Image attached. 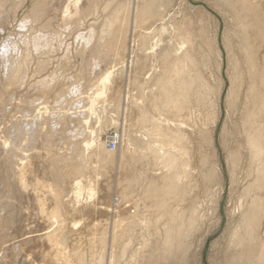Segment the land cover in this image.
<instances>
[{
	"label": "rangeland",
	"instance_id": "rangeland-1",
	"mask_svg": "<svg viewBox=\"0 0 264 264\" xmlns=\"http://www.w3.org/2000/svg\"><path fill=\"white\" fill-rule=\"evenodd\" d=\"M90 1L79 0V5L81 7ZM74 2L75 0H2L1 3L0 56L4 41L7 38L14 41L17 45L15 52L17 54H11L10 58L15 59L16 63L18 61L19 70L13 81L15 83L12 82L16 86L11 84L12 86L7 87L12 89L11 93L10 90L0 87V95L4 96L2 99L4 106L0 107V121L2 120L0 136L9 131V133L12 132L13 138L17 132L21 141L23 137H26L22 141V147L25 148V140L34 135L37 138L36 141L31 142L30 147H26L27 150L22 153L26 151L24 154L29 156L32 168H35L33 169L36 171L35 174L41 177L46 176L49 184L52 183V188L61 193V208H69L71 205L81 214L77 215L76 228L69 229L73 222L64 215L63 209L55 216L56 219L51 215L54 207L52 202L45 199L46 191H43L40 196L41 188L37 191V195L42 204L45 203L44 206L42 205L43 212L46 209L48 211L41 215L43 214L39 213L41 203L34 202L32 190L26 188L27 191L24 190L22 193V189H19L13 178L9 176L11 169H18L22 155L13 153L6 155L7 153L1 150L0 169H3L4 174L0 173V176H5L8 183L6 182L7 186L4 188H0V264H80L79 262L82 264H243L245 260L237 263L241 249L238 242L245 237L246 223L242 219V214L254 195L250 186L255 178L246 141V126L255 107L256 94L251 89L254 80L248 78L249 63L243 48V36L239 34L232 13L220 0H127L123 3L120 13L122 15L126 7L128 8L129 20L126 23L124 47L118 53L113 52L109 58L110 62L100 65L101 67H95L93 60H90L89 63L95 68L93 69L95 75L92 73L91 80H88L85 75L88 68L82 60L80 62L77 53L83 47V41L80 38L88 34L92 27L101 26V23L111 15L108 9L102 13H93L84 23H76L71 16L74 12ZM142 2H145V5L149 3L147 5L153 14L151 17H141L139 8ZM16 4L19 6L16 7ZM105 4L106 0L101 3V6ZM39 5L45 6L48 11L41 19H35L33 12ZM259 6L263 5L259 3ZM22 22H26L24 29H20ZM30 32L33 36L29 34ZM42 35L54 47L47 55L37 53L33 46L35 38ZM39 43L42 44V48L45 47L43 41ZM170 50L174 53L173 58H161L163 53ZM74 51H77L76 55ZM113 59H115L114 63ZM175 61L180 62L178 65L181 77L191 83V89L187 93V109L181 115L167 114L161 110L160 93L157 90L161 77L167 68H174ZM20 62L23 63L22 67ZM105 65L110 69L114 65L113 70ZM96 71L102 75L104 71L111 74L110 82L106 84L104 91L100 88L99 82L94 84L100 78ZM1 72L2 67H0ZM19 72H21L20 75ZM49 79L55 83L48 92L38 88L41 83ZM85 81H89L90 85ZM69 82L74 85L72 86ZM65 87L69 90L68 92ZM87 87L93 88V91L91 90L90 93ZM96 89H100L98 91L102 93L96 92ZM57 91L66 98L60 95L61 100L58 99L59 97L54 95ZM4 92L11 96L5 95ZM41 93L43 95L45 93L46 97L41 96ZM83 97L87 98L82 99ZM90 97L94 98L90 100ZM43 101L47 102L44 103L45 106L42 105ZM87 106H90L93 112L90 111V107L88 111ZM45 109L48 110L44 113ZM78 110L80 114L76 112ZM84 110L85 113H82ZM29 112L33 115L28 114ZM53 113L58 114L53 115ZM154 118L160 124L159 127L167 130L168 134L165 131L162 133L152 129V125H156ZM43 123L45 126H41ZM79 123L83 124L79 125ZM63 130L66 131L63 132ZM20 131L21 133H18ZM78 134L81 135L78 137ZM175 134L182 137L186 153L185 155L175 154L178 170L179 172L182 170L177 181L180 190L178 189L175 195L171 196L165 208L167 212L164 214L162 209L150 207L151 199L146 191L151 176L160 177L167 171L162 156L170 150L162 143L169 137L176 136ZM50 136L51 139L54 138L51 146L57 139L52 148L56 147L58 151L50 147L48 150L43 149V141ZM57 136L60 137L57 138ZM83 140L89 143L85 145ZM89 140H92L93 144ZM75 146H78L76 150ZM97 146H101L106 152L112 151L111 154L115 159L111 155H105L107 157L105 159L110 158L97 168L94 161ZM32 147L34 152L31 150ZM45 151H48L46 155ZM154 151L158 155L152 157L150 152ZM79 155L82 156L81 159ZM39 163L40 167H38ZM85 163L88 165L85 166ZM9 167L10 170L6 169ZM80 167L90 172L82 170L84 173H76L73 170ZM92 169L95 171L92 172ZM82 175L85 180L81 178ZM88 175L89 179L95 180L94 190L97 184L100 186L105 182L103 186L108 190L105 199L98 198L95 193L94 196L88 197L84 192L75 202L77 204L72 205L74 195L67 190L70 189L74 180L79 182L81 179V183L87 185L88 181H92L91 179L87 181ZM27 176L28 179L29 175ZM85 181H87L86 184ZM104 188L102 189L105 190ZM12 201L19 205L17 215H15L16 209ZM130 215L134 216L133 219L129 218ZM262 219L264 220V212ZM263 220L262 226L258 228L259 238L264 237ZM95 223L102 231L100 236L95 234L97 230ZM93 225L95 227H92ZM167 230H169L168 233L171 231L170 237L166 233ZM75 232H78L77 235ZM51 233L52 235L54 233V242H56L50 249L55 250V247L61 244L59 246L61 254L57 259L54 257L44 260L39 256L43 250L41 248H44L39 237ZM116 234L118 237L114 240L113 236ZM14 248L16 251L21 250L18 253L19 258L11 257ZM77 251L82 254L80 259L76 257Z\"/></svg>",
	"mask_w": 264,
	"mask_h": 264
},
{
	"label": "bare ground",
	"instance_id": "bare-ground-1",
	"mask_svg": "<svg viewBox=\"0 0 264 264\" xmlns=\"http://www.w3.org/2000/svg\"><path fill=\"white\" fill-rule=\"evenodd\" d=\"M104 0H91L89 3H86L84 4L83 6L80 7L79 5V0H75L74 2V12L72 13V18L74 20V22L76 23H84L86 21V19L93 15V13H97V12H104L106 10H110V17H107L102 23H101V26H99L98 28L96 27H92L91 30L88 32V34H86L85 36H82L80 38V40L83 41V47L82 45L80 44V46L82 47V50L80 49L79 52L77 51H74L75 55H76V52L78 53V57L80 59V62L82 60V62L87 66V71L85 73L87 79L89 80L90 79V75L93 73V69H95L91 63H89L90 60H93V65L95 67H101L100 65L104 64V63H108L110 62L109 58L113 55V52H116L117 53L123 49L124 47V43H125V35H126V23L127 21L129 20V17H128V8L126 7L125 11H123L122 15H120L121 13V8H122V5L123 3H126L127 0H106V4L105 5H102L101 6V3L103 2ZM222 1V3L224 4V6L226 8H228L230 10V12L232 13L233 17H234V20L236 21V25L238 27V30H239V34L243 36V41H244V50H245V53H246V56H247V61H248V66H247V71H248V78H251L254 80V84L252 86V90L255 92L256 94V100H255V107H254V110L252 112V115H250L249 117V120H248V124L246 126V141H247V146H248V149H249V154L251 156V163H252V170L255 171V178H254V182L252 183V185L250 186L251 188V191L254 192V195L253 197L251 198L250 200V203L249 205L247 206L246 210L243 212L242 214V219L243 221L246 223V229H245V237H243L241 240H239L238 244L239 246L241 247L240 249V254H239V258L237 259V263H240L242 260H245L243 264H264V237L262 236L261 238H259L258 236V232H259V227H261L262 225V217H263V212H264V179H263V174H264V0H220ZM47 2V1H46ZM55 2V1H54ZM2 3V0H0V8L2 7L1 4ZM143 4L141 5V8H139L140 10V13H141V17L143 18H146V17H151L153 14H152V11L150 10L149 8V3H147L146 5L144 4L145 2H142ZM259 3L262 4L263 6H259ZM35 5V4H34ZM126 5V4H125ZM19 5L16 4V7H18ZM36 6V5H35ZM140 7V6H139ZM138 10V11H139ZM48 11L47 8H45V6H41L39 5L38 7H36V9L34 10V18L35 19H41L45 13ZM12 12V11H11ZM1 14V12H0ZM10 14V13H9ZM64 15V14H63ZM139 16V15H138ZM46 18V17H45ZM25 21V20H24ZM42 21V20H41ZM40 22V21H39ZM35 23V22H34ZM38 23V22H37ZM26 22H22L21 23V26H20V29H24L26 26ZM32 25V24H31ZM30 25V26H31ZM81 25V24H80ZM95 26V25H94ZM16 27V26H15ZM33 29V28H32ZM80 30V27L78 28ZM77 29V30H78ZM28 30V29H27ZM42 30V29H41ZM69 30V29H68ZM82 30V29H81ZM33 31V30H32ZM70 31V30H69ZM19 33V32H18ZM42 33V32H41ZM24 34V33H22ZM31 34V32L29 33ZM36 34V33H35ZM69 34V33H68ZM33 36V34H31ZM62 35V34H61ZM16 36V35H15ZM81 36V35H80ZM78 36V38L80 37ZM20 37V36H19ZM29 37V36H28ZM77 37V36H76ZM7 38V37H6ZM21 38V37H20ZM13 39V38H12ZM36 41L35 43L33 44L34 48H35V51L39 54H49L52 49L54 48L53 45L51 43L48 42V40L46 39L45 36H39L37 38H35ZM68 39V38H67ZM76 39V38H75ZM19 40V39H18ZM21 40V39H20ZM26 40V39H25ZM22 41H24L22 39ZM30 41V40H29ZM43 41L45 43V47L42 48L41 47V42ZM31 42V41H30ZM25 43V42H24ZM2 44V43H1ZM19 44V43H18ZM144 44V43H143ZM184 45V44H183ZM79 46V44H78ZM145 46V45H144ZM63 47V46H62ZM27 48V47H26ZM73 48V47H72ZM116 48V49H115ZM143 48V47H142ZM22 49V48H21ZM27 50V49H26ZM77 50V48H76ZM79 50V48H78ZM101 50V51H100ZM112 50V51H111ZM145 50V49H144ZM1 51V49H0ZM17 51V45L14 41L10 40L7 38L6 41H4V43L2 44V54L0 56V67H2V72L0 73V87L3 89H6V90H10V89H7L8 85H11L15 82H13L17 76V73H18V61L17 63L12 59L10 58L11 54L15 53ZM22 51V50H21ZM111 51V52H110ZM32 52V51H31ZM147 52V51H146ZM24 53V52H23ZM29 53V52H28ZM116 53V54H117ZM121 53V52H120ZM119 53V54H120ZM179 53V52H178ZM17 53H15L16 55ZM68 54V52H67ZM71 54V53H70ZM118 54V55H119ZM146 54V53H145ZM173 51L170 50V51H166L165 53L162 54V57L163 59H167L169 57H172L173 58ZM21 55H24V54H21ZM26 55V53H25ZM38 55V54H37ZM33 56V54H32ZM41 56V55H40ZM39 56V57H40ZM71 56V55H70ZM24 57V56H23ZM27 57V56H26ZM115 57V56H113ZM117 57V56H116ZM21 58V57H20ZM37 58V56H36ZM47 58V57H46ZM176 58V57H175ZM18 59V58H16ZM44 59V58H42ZM179 59V58H178ZM29 60V59H28ZM98 60V61H96ZM114 60L113 59V63H114ZM172 60V59H171ZM26 61V60H25ZM24 62V61H23ZM49 62V61H48ZM79 62V61H78ZM178 62L179 61H175V65H174V68L173 67H169L166 69L165 73L163 74V76L161 77L160 81L158 82V91L160 93H158V95L160 96L159 99L161 100V104H160V107H161V110L165 111V113H172V115H181L183 112H185V110L187 109V93L190 91L191 89V83L189 81H186L185 79H183L180 75V67L178 65ZM24 63H27V62H24ZM21 64V62H20ZM19 64V65H20ZM23 64V63H22ZM21 64V67L23 66ZM30 64V63H29ZM38 64V62H37ZM52 64V63H51ZM82 64V63H81ZM111 64V63H110ZM180 64V62H179ZM190 64V63H189ZM27 65V64H26ZM44 65V64H42ZM36 66V65H35ZM81 66H84V65H81ZM114 65H112V68H113ZM20 67V66H19ZM20 67V69H21ZM27 67V66H26ZM46 67V66H45ZM105 67H109L107 65H105ZM36 68V67H35ZM43 68V67H41ZM111 68V69H112ZM23 69V68H22ZM27 69V68H26ZM97 69V68H96ZM104 69V68H103ZM102 69V71H103ZM110 69V67H109ZM108 69V70H109ZM110 69V70H111ZM36 70V69H35ZM44 70V69H43ZM42 70V72H43ZM80 70V69H79ZM107 70V71H108ZM113 70V69H112ZM21 71V70H20ZM105 72L102 74H99L98 72L99 71H96L100 78L97 79L95 83L94 81L96 79H94V81L92 83L96 84L97 82H99L101 84V89H103L102 91H104V88L106 86V84L108 82H110V73L109 72ZM23 72V71H22ZM79 72V71H78ZM82 72V71H81ZM84 72V70H83ZM95 72V71H94ZM112 73V71H110ZM21 72H19V75H20ZM35 73V72H34ZM80 73V72H79ZM24 74V73H23ZM55 74V73H54ZM81 74V73H80ZM95 75V73H93ZM92 74V75H93ZM113 74V73H112ZM38 75V74H37ZM48 75V74H47ZM57 75V74H56ZM55 75V76H56ZM82 75V74H81ZM49 76V75H48ZM47 76V77H48ZM83 76V75H82ZM98 76V75H97ZM52 77V76H51ZM68 77V76H67ZM73 77V76H72ZM92 77V76H91ZM21 78V77H20ZM49 78V77H48ZM77 78V77H76ZM83 78V77H82ZM80 78V79H82ZM93 78H95V76H93ZM59 79V78H57ZM67 79V78H66ZM85 79V78H83ZM86 80V79H85ZM91 80V79H90ZM54 81V80H53ZM67 81V80H66ZM70 81V80H69ZM81 81V80H79ZM87 81V80H86ZM85 81V82H86ZM13 82V83H12ZM20 82V81H19ZM36 82V81H35ZM83 82V81H82ZM84 82V83H85ZM89 82V81H88ZM86 82V83H88ZM55 83V82H54ZM52 82V80H48V81H44L43 83H41V86H39L38 88H41L42 90H44L45 92H48L50 87L52 86V84H54ZM57 83V81H56ZM68 83V82H67ZM91 83V82H90ZM19 84V83H18ZM38 84V83H37ZM69 84H71V82H69ZM68 84V85H69ZM89 84V83H88ZM112 84V83H111ZM56 85V84H55ZM59 85V84H58ZM64 85V84H63ZM67 84H65L66 86ZM72 86L74 85L73 83L71 84ZM70 85V86H71ZM86 85V84H85ZM90 85V84H89ZM12 86V85H11ZM10 86V87H11ZM13 86H16V84H13ZM62 86V85H60ZM93 86V84H92ZM95 86V85H94ZM18 87V86H17ZM26 87V86H25ZM36 87V86H35ZM34 87V88H35ZM64 87V86H63ZM81 87V86H80ZM96 87V86H95ZM94 87V88H95ZM98 87V86H97ZM12 88V87H11ZM33 88V89H34ZM37 88V87H36ZM61 88V87H60ZM66 88V87H65ZM78 88V87H77ZM90 88V90H89ZM113 88V87H111ZM1 89V90H2ZM56 89V88H55ZM81 89V88H80ZM84 90H86V88H83ZM88 91H90L91 93V87H87ZM155 89V88H154ZM12 90V89H11ZM11 90H10V93H11ZM14 90H16L14 88ZM20 90V89H19ZM32 90V89H30ZM83 90V91H84ZM100 90V89H98ZM96 89V92H99V93H102L100 91H98ZM106 90H108L106 88ZM3 91V90H2ZM34 91V90H33ZM66 91L68 92L69 90H67L66 88ZM87 91V90H86ZM85 91V92H86ZM93 91V90H92ZM156 91V92H158ZM9 93V91H7ZM22 92V91H21ZM27 92H28V89H27ZM60 92H62L60 90ZM59 91L57 92H54V95H56V97H59L62 93L64 94V92L60 93ZM95 92V90H94ZM5 93V92H4ZM43 93V92H42ZM41 93V94H42ZM71 93V92H70ZM89 93V92H88ZM98 93V94H99ZM151 93V92H150ZM21 94V93H20ZM27 94V93H26ZM33 94V93H32ZM40 94V93H39ZM48 94V93H47ZM77 94V92H76ZM84 95V93H82ZM81 94V95H82ZM95 94V93H94ZM93 94V95H94ZM4 95V94H3ZM5 95L9 96L8 94L5 93ZM37 95V93H36ZM67 97H68V94H66ZM70 95V94H69ZM105 95V94H103ZM11 96V95H10ZM31 96V95H30ZM33 96V95H32ZM41 96H45V93L44 95L42 94ZM39 96V97H41ZM62 96V95H61ZM78 96V95H77ZM92 96V95H91ZM6 97V96H5ZM46 97V96H45ZM54 97V96H53ZM64 98H66V96H62ZM61 97V98H62ZM76 97V96H75ZM95 97V96H94ZM94 97H90V100L91 98H94ZM96 97H97V94H96ZM95 97V98H96ZM154 97V96H153ZM152 97V98H153ZM4 98V96L2 97V94L0 95V107L1 106H4V101H2V99ZM13 98V97H12ZM22 98V96H21ZM20 98V100H22ZM26 96L24 97V100H25ZM48 98V96H47ZM87 98V97H85ZM84 97L82 99H85ZM31 99V98H30ZM29 99V100H30ZM36 99V98H35ZM42 99V98H41ZM57 98H55V101ZM60 99V97L58 98ZM81 99V100H82ZM89 99V98H88ZM97 99V98H96ZM156 99V98H155ZM10 100V98H9ZM38 100V99H37ZM52 100V99H51ZM51 100L49 102V104L51 103ZM61 100V99H60ZM65 100V99H64ZM80 100V99H78ZM100 100H101V97H100ZM8 101V99H7ZM13 101V100H12ZM23 101V100H22ZM27 101V100H26ZM33 103L34 101L31 100ZM66 101V100H65ZM156 101V100H155ZM159 101V100H158ZM24 102V101H23ZM22 102V103H23ZM40 102V101H39ZM53 102V101H52ZM76 102V101H75ZM114 102V101H113ZM21 103V104H22ZM44 103H47V102H44L43 101V104ZM59 103V101H58ZM80 103V101L78 102ZM82 103V102H81ZM84 103V102H83ZM90 103V102H89ZM92 103V102H91ZM90 103V104H91ZM158 103V102H157ZM8 104V103H7ZM13 104V103H12ZM20 104V105H21ZM53 104V103H52ZM61 105V103H59ZM58 104V105H59ZM68 104V103H66ZM75 105L77 103H74ZM94 104V102H93ZM19 105V104H18ZM25 105V104H24ZM28 105V104H27ZM35 105V104H34ZM57 105V104H56ZM71 106V104H69ZM68 105V106H69ZM159 105V103H158ZM17 106V104H16ZM45 106V105H44ZM48 106V105H47ZM52 107V105H50ZM54 106V105H53ZM80 106V105H79ZM9 107V106H7ZM14 106L12 105V108ZM28 107V106H27ZM37 107H39L37 105ZM41 107V106H40ZM59 107V106H58ZM88 107L90 106H87V110L89 109ZM19 108V106H18ZM55 108L56 106L54 107V111H55ZM80 108V107H79ZM86 108V107H85ZM4 109V107L2 108ZM22 109V108H21ZM31 109V108H30ZM49 109V108H48ZM47 109V110H48ZM62 109V108H61ZM91 109V107H90ZM89 109V110H90ZM155 109V108H154ZM160 109V108H159ZM26 110V109H25ZM33 110H35V108H33ZM39 110V109H38ZM46 109L44 110V113L47 111ZM50 110V109H49ZM86 110V109H85ZM85 110L84 112L82 113H85ZM88 110V111H89ZM93 109H91L90 111H92ZM5 111V110H4ZM28 111V109H27ZM31 111V110H29ZM43 111V110H41ZM52 111V110H51ZM81 111V109H80ZM79 110L76 111V112H79V114L81 113ZM115 111V110H114ZM21 112V111H20ZM20 112L18 114H20ZM31 112H35V111H31ZM40 112V111H39ZM49 113H51L50 111H48ZM75 112V113H76ZM93 112V111H92ZM152 112V111H151ZM156 112V111H155ZM157 113V112H156ZM164 113V112H163ZM162 113V115H163ZM28 114H32V113H28ZM39 114V113H38ZM43 114V113H42ZM55 114H58V113H55ZM53 113V115H55ZM152 114V113H151ZM5 115V114H4ZM33 115V114H32ZM35 115V114H34ZM41 115V114H40ZM61 115V114H60ZM78 115V114H76ZM91 115V114H90ZM150 115V114H149ZM162 115H160L162 117ZM19 116V115H18ZM22 116V115H21ZM30 116V115H29ZM62 116V115H61ZM73 116V115H72ZM152 116V115H151ZM158 116V115H157ZM159 116V117H160ZM12 117V116H11ZM20 117V116H19ZM25 117V116H24ZM27 117V116H26ZM150 117V116H149ZM161 117L159 119H161ZM4 118V117H3ZM6 118V117H5ZM18 118V117H17ZM33 118V117H32ZM35 118V117H34ZM41 118V117H40ZM66 118V117H65ZM20 119V118H19ZM22 119V118H21ZM26 119V118H25ZM38 119V117H37ZM69 119V118H68ZM71 119V118H70ZM149 119V118H148ZM152 119V118H151ZM155 119V118H154ZM30 120H32L30 118ZM29 120V121H30ZM158 120V119H157ZM2 121V120H1ZM0 121V122H1ZM23 121V120H22ZM28 121V120H27ZM36 121V120H35ZM81 121V120H80ZM79 121V122H80ZM85 121V120H84ZM147 121V120H146ZM151 121V120H150ZM12 122V121H10ZM32 122V121H30ZM37 122V121H36ZM39 122V121H38ZM46 122V121H45ZM50 122V120H49ZM97 122V121H96ZM153 122V121H152ZM151 124H153L154 122L156 123V125H152V129H157L159 132H162L164 133V131L167 133V130H162V128L159 127V123L158 121H156V119L154 120V122ZM14 122H12L13 124ZM19 123V122H18ZM25 123V122H24ZM55 123V122H54ZM63 123V122H62ZM61 123V124H62ZM78 123V122H77ZM158 123V124H157ZM29 124V123H28ZM46 124V123H45ZM52 124V123H51ZM56 124V123H55ZM64 124V123H63ZM83 124V123H82ZM81 123H79V125H82ZM145 124V123H144ZM150 124V123H149ZM2 125V124H1ZM0 125V126H1ZM4 125V124H3ZM17 125V123H16ZM15 125V126H16ZM40 125V124H39ZM58 125V123H57ZM65 125V124H64ZM8 126V125H7ZM11 126V125H9ZM14 126V125H13ZM12 126V127H13ZM14 126V127H15ZM21 126V125H20ZM38 126V125H36ZM35 126V128H36ZM41 126H45L44 123L43 125ZM47 126V124H46ZM51 125H49L50 127ZM54 126V125H53ZM59 126V125H58ZM136 126V125H135ZM33 127V126H32ZM31 127V128H32ZM48 127V128H49ZM68 127V126H67ZM17 128V127H16ZM46 128V127H44ZM56 128V127H55ZM60 128V127H59ZM65 128V127H64ZM70 128V127H68ZM78 128V127H76ZM75 128V129H76ZM80 128V127H79ZM19 129V128H18ZM16 129V130H18ZM21 129V127H20ZM30 129V128H29ZM47 129V128H46ZM58 129V128H57ZM82 129V128H81ZM168 129V128H167ZM5 130V129H4ZM8 130H10V127H8ZM12 130V129H11ZM23 130V129H22ZM39 130V129H38ZM45 130V129H44ZM49 130V129H48ZM52 130H53V127H52ZM55 130V129H54ZM1 131L0 130V134H1ZM6 131V130H5ZM3 131V132H5ZM14 131V129H13ZM24 131V130H23ZM31 131V130H30ZM40 131V130H39ZM50 131V130H49ZM57 131V130H56ZM60 131V129H59ZM58 131V132H59ZM62 131V130H61ZM66 131V130H65ZM63 130V132H65ZM82 131V130H81ZM89 131V130H88ZM170 131V130H169ZM2 132V133H3ZM32 132V131H31ZM42 132V131H41ZM62 132V133H63ZM68 132V131H67ZM87 132V131H86ZM93 132V131H92ZM18 133H21L18 132ZM33 133V132H32ZM31 133V134H32ZM35 133V132H34ZM44 133V132H43ZM47 133V132H46ZM61 133V134H62ZM70 133V132H69ZM75 133V132H74ZM83 133V132H82ZM172 133V132H171ZM37 134V132H36ZM35 134V135H36ZM39 134V133H38ZM51 134V133H50ZM59 134V133H58ZM73 134V133H71ZM71 134H68V135H71ZM84 134V133H83ZM93 134V133H91ZM168 134V133H167ZM15 135V134H14ZM13 135V138L11 137L12 136V132L9 133V131L6 132V134H3L2 137L0 136V151L2 150L3 153H7L6 155H9V153H13V154H21L22 155V158L21 160V163L18 164V169H11L10 170V167L9 168H6V169H9L8 171L10 172V175L13 180H14V183H16L18 186L19 189H22L21 192L23 193V191L28 188L30 190H32V196L34 198V202L36 201V203H41V209L39 208V213H43L41 215H44V212L47 211H44L43 212V208L42 205L44 206V204H42V201L38 198V195H37V191L39 189L42 188V191L40 193V196L41 194L43 193V191H46V194L47 197H45L46 200H49L50 202H52V205H53V211H52V216H54V218L56 219L55 216H57L59 213H60V210L63 209V213L65 216H67V218H69V220H71L73 223L70 224L69 226V229H72L73 227L76 228V223L75 221L77 220L76 218L78 217V212L73 206L70 205L69 208H61V193L58 191V190H54L52 188V183L49 184V180H47L48 178L46 176H37L35 173L36 171L33 170L35 168H32V165H31V160H29V156L27 157L26 154L22 153L24 150H27L25 149L26 147H28L30 145L31 142L33 141H36V137L33 135L29 138H27L25 140V148L22 147L23 146V143L22 141L24 140V138L26 137H23L22 138V141L20 140V135L17 134L16 132V135L14 137ZM27 135V134H26ZM48 135V134H47ZM46 135V136H47ZM57 135V134H56ZM65 135V134H64ZM63 135V136H64ZM79 135L81 134H78V137ZM162 135V134H161ZM171 135V134H170ZM176 135V134H175ZM183 135V134H182ZM42 136V135H41ZM177 136V135H176ZM173 136V137H169V139L165 140L163 144L164 147L168 148L170 150V152H168L167 154H164L162 156L163 158V162L166 164V169L167 171L165 173H162V175L160 177H150L149 178V182H148V186H147V194L149 193V197L151 199V205L150 207H153L155 209H162V212L165 214L167 211H165V208H167L169 202H170V199H171V196L178 191L179 189V186H178V179L180 177V171L178 170V164H177V156L178 153H183L185 155V147L184 145L182 144V137H180V135L178 134V136ZM22 137V136H21ZM53 137V136H52ZM60 137V136H57V138ZM62 137V136H61ZM93 137V136H92ZM15 138V139H14ZM19 138V139H18ZM46 138V137H45ZM65 140L67 138L64 137ZM72 138V137H71ZM77 138V137H76ZM81 138V137H80ZM85 137L83 136V139ZM17 139V141H16ZM54 139V138H53ZM53 139H51V136L50 138H46L45 141H43L42 143V147L43 149H47L50 147L52 150H56L57 148L55 147L54 149L52 148L54 146V144H56V141H54V144L53 146H51L50 144L53 143L51 142ZM62 141H63V138H61ZM82 139V138H81ZM89 139V138H87ZM163 139V138H162ZM11 140H14V141H11ZM40 140V139H38ZM42 140V139H41ZM44 140V139H43ZM72 140V139H71ZM85 140V139H84ZM83 140V141H84ZM78 142L80 141L77 140ZM90 142L92 140H89ZM64 142V141H63ZM66 142V141H65ZM72 142V141H71ZM76 142V141H75ZM85 142V145L88 144L89 142L84 141ZM77 143V142H76ZM92 143V142H91ZM62 144V143H61ZM72 144V143H71ZM75 144V143H74ZM78 144V143H77ZM76 144V145H77ZM81 144V142H80ZM93 144V143H92ZM40 145V144H39ZM73 145V144H72ZM79 145V144H78ZM161 145V144H160ZM82 146H83V143H82ZM88 146V145H87ZM30 147V146H29ZM38 147V146H37ZM36 147V148H37ZM78 147V146H77ZM75 146V150L77 148ZM81 147V146H80ZM86 147V146H85ZM10 148V149H9ZM40 148H41V145H40ZM73 148V147H71ZM87 148V147H86ZM98 150L97 152H95V158H94V161L96 162V165H97V168L102 164L104 163L105 161H107L110 157H108V159H105L107 157H105V155H111V157L114 158V155L111 154L112 151H104V149H102L101 146H97ZM30 149V148H29ZM89 149V148H88ZM33 150V147L32 149ZM30 150V151H31ZM36 150V149H35ZM38 150V149H37ZM87 150V149H85ZM40 151V149H39ZM39 151L36 152L37 155L39 154ZM58 151V150H56ZM34 152V150H33ZM42 152V151H41ZM48 152V151H47ZM46 151L44 152L45 155L47 153ZM54 152V151H53ZM67 152V151H66ZM78 152V151H77ZM49 153H50V149H49ZM52 153V151H51ZM57 153V152H56ZM73 153V152H72ZM75 153V152H74ZM152 155V157H154L155 155H158V153L156 151L154 152H150ZM2 154V153H0ZM30 154V152H29ZM82 154V153H81ZM134 154V153H133ZM5 155V156H6ZM32 155V153L30 154ZM41 155V153H40ZM52 156V154H50ZM113 155V156H112ZM183 155V156H184ZM34 157H36L35 155H33ZM80 156V159H81V155ZM21 157V156H19ZM18 157V158H19ZM39 157V156H38ZM37 157V158H38ZM75 157V156H74ZM181 157V156H179ZM178 157V158H179ZM6 158V157H5ZM10 158V157H9ZM50 158V157H49ZM56 158V157H55ZM60 158H62L60 156ZM156 158V157H155ZM13 159V158H11ZM15 159V157H14ZM13 159V160H14ZM20 159V158H19ZM35 159V158H34ZM42 159H43V156H42ZM67 159V158H66ZM74 159V158H73ZM91 159V158H90ZM112 159V158H111ZM115 159V158H114ZM144 159V158H143ZM5 160V159H4ZM3 160V161H4ZM33 160V159H32ZM48 160V158H47ZM57 160V159H56ZM65 160V159H64ZM79 160V159H78ZM153 159H151L152 161ZM160 160H162L160 158ZM2 161V162H3ZM7 161V159H6ZM5 161V162H6ZM37 161V159H36ZM59 161V160H58ZM69 161V160H68ZM90 161V160H89ZM93 161V160H92ZM93 161V162H94ZM146 161V160H145ZM11 162V161H10ZM13 162V161H12ZM35 162V161H34ZM67 162V161H65ZM84 162V161H83ZM91 162V161H90ZM148 162V161H147ZM153 162V161H152ZM17 163V161H16ZM15 163V165H16ZM52 163V162H51ZM138 163V162H137ZM12 164V163H11ZM33 164V163H32ZM36 164V163H35ZM44 164V163H43ZM66 164V163H65ZM78 164V163H77ZM82 164V163H81ZM86 164V163H85ZM84 164V165H85ZM146 164V163H145ZM3 165V164H2ZM8 165V163L6 164ZM13 165V164H12ZM11 165V166H12ZM75 165V164H74ZM83 165V166H84ZM88 163L85 165L87 166ZM150 165V164H149ZM164 165V164H163ZM68 166V164H67ZM77 167V165H75ZM81 166V165H80ZM84 166V167H85ZM153 166V165H152ZM4 167V166H3ZM15 167V166H14ZM36 167V166H35ZM40 167V163H39V166ZM55 167V166H54ZM79 167V166H78ZM89 167V166H88ZM144 167V166H143ZM150 167V166H149ZM1 168V166H0ZM30 168V169H29ZM51 168V167H50ZM49 168V169H50ZM91 168V167H89ZM164 168V167H163ZM37 169V168H36ZM45 169V168H44ZM52 169V168H51ZM81 169V170H80ZM80 169H73L75 170L76 173H84L82 172V170H84V168L80 167ZM146 169V168H145ZM40 171V169H38ZM53 170V169H52ZM7 171V172H8ZM49 170H47L48 172ZM88 173L87 170H84ZM95 171V169H92V172ZM8 172V173H9ZM53 172V171H52ZM90 172V171H89ZM0 173L3 175L4 174V171L3 169H0ZM6 173V172H5ZM48 173L51 174V172L49 171ZM74 173V172H73ZM54 174V173H53ZM27 175H29V178L27 179ZM81 175V174H80ZM53 176V175H52ZM182 176V175H181ZM80 177V176H79ZM46 178V180H44ZM82 179L85 180V178H83V175L81 177ZM87 178V181L90 180L89 179V175ZM81 180V179H80ZM79 180V182H75L76 180H74L73 183L72 182V185L71 187H69L70 189L67 190L68 193L70 191V193L72 195H74V204L72 205H75L78 201V198L79 196H81V194H83L84 192H86V194L88 195V197H91V196H94V193H95V196H98V198L100 199H105L107 193H108V190L106 188H104L103 184L105 185V182L104 183H101V185L99 186L97 184V187H96V190H94V182L95 180L93 181H88L87 185H84L81 183V181ZM10 181V180H9ZM85 181V184L86 182ZM7 182V178L4 176V177H1L0 176V188H4L5 186H7L6 183ZM13 183V182H12ZM84 183V182H83ZM108 183V182H107ZM13 186V185H12ZM86 186V187H85ZM102 188H104L105 190H103ZM7 189V187H6ZM180 190V189H179ZM3 191V190H2ZM9 191H11V189H9ZM8 191V192H9ZM27 191V190H25ZM118 191V190H117ZM7 192V193H8ZM181 192V191H180ZM10 194V193H8ZM28 194V193H27ZM39 194V192H38ZM70 194V196H71ZM22 195V194H21ZM175 195V194H174ZM28 196V195H27ZM39 196V197H40ZM7 197V196H6ZM8 198V197H7ZM40 201H39V200ZM44 199V201H46ZM68 199V198H67ZM93 199V198H92ZM38 200V201H37ZM15 201V200H13ZM12 201V202H13ZM33 201V200H32ZM43 201V202H44ZM72 201V200H71ZM91 201V200H89ZM244 201V200H243ZM6 202V201H5ZM29 202V200H28ZM48 202V201H47ZM4 203V202H3ZM14 203V202H13ZM16 203V202H15ZM14 203V207L16 209V213L15 215H17V211H19V205H15ZM71 204V202H70ZM149 204V203H148ZM5 205V204H4ZM3 205V207H4ZM49 205V204H47ZM46 205V206H47ZM94 205V204H93ZM6 206V205H5ZM36 206V205H35ZM38 206V205H37ZM241 206V204H240ZM9 207V206H8ZM64 207V206H63ZM13 208V207H12ZM38 208V207H37ZM35 208V210L37 209ZM47 208V207H46ZM90 208V207H89ZM95 208V207H94ZM9 209V208H8ZM34 210V209H33ZM38 210V209H37ZM92 211V210H91ZM34 212V211H33ZM36 212V211H35ZM48 212V211H47ZM50 213V212H49ZM95 213V212H94ZM38 214V212L36 213ZM81 214V213H80ZM117 214V213H116ZM29 215V214H28ZM40 215V214H39ZM47 215V214H46ZM49 215V214H48ZM96 215V214H95ZM94 215V216H95ZM8 216V215H7ZM81 216V215H80ZM79 216V217H80ZM93 216V217H94ZM1 217V216H0ZM18 217V216H16ZM36 217V216H35ZM42 217V216H41ZM134 216H129V218L133 219ZM53 218V219H54ZM90 218V217H89ZM33 219V218H32ZM79 219V218H78ZM91 219V218H90ZM262 219V220H261ZM16 220V218H15ZM38 220V219H37ZM51 220V219H50ZM101 220V219H100ZM69 221V222H71ZM194 222V220H192ZM242 221V222H243ZM264 221V220H263ZM79 222V221H78ZM14 223V222H13ZM66 224V223H65ZM69 224V223H68ZM88 224V223H87ZM119 224L121 225V223L119 222ZM96 225V223L94 224ZM92 226V227H95V226ZM7 226V225H6ZM47 226V225H46ZM62 226V225H61ZM170 226V225H169ZM71 227V228H70ZM78 227V226H77ZM97 227V230H95V234L96 236H100L102 235V231L100 229H98L99 227L96 225ZM167 227V226H166ZM242 227V226H241ZM15 228V227H14ZM62 228V227H61ZM263 228V227H262ZM243 229V228H242ZM77 230V229H76ZM75 230V231H76ZM114 230V229H113ZM116 230V229H115ZM118 230V229H117ZM66 231V230H65ZM169 230H167L166 233H168ZM263 231V230H262ZM47 232V231H46ZM49 232V231H48ZM54 232V231H53ZM56 232V231H55ZM171 232V231H170ZM170 232L168 233V237H170ZM244 232V230H243ZM41 233V232H40ZM77 235L78 232H75ZM72 234V233H70ZM74 234V232H73ZM243 234V233H242ZM54 233L52 235L51 234H46V235H43L41 236L40 235V240H41V244L44 248H41L43 249L40 253H39V256L42 258V259H50V258H56L60 256L61 254V251L59 249V246L55 247L56 249L55 250H51V246L53 245L54 240H55V237H54ZM71 236V235H70ZM74 236V235H72ZM112 236V235H111ZM167 236V235H166ZM236 236V235H235ZM81 237V235H80ZM89 237V235H88ZM117 234L113 236V239L116 240L117 239ZM92 238H96V237H92ZM98 239L100 237H97ZM96 238V239H97ZM238 238V237H237ZM58 239V237H57ZM60 239V238H59ZM101 239V238H100ZM169 239V238H168ZM16 240V239H15ZM79 240V239H77ZM77 240H75L77 242ZM13 241V240H12ZM72 241V240H70ZM236 241V240H235ZM82 242V241H81ZM253 242H255L253 244ZM20 243V242H19ZM79 243V242H78ZM83 243V242H82ZM3 244V243H2ZM21 244V243H20ZM22 245V244H21ZM81 245V244H80ZM4 246V245H3ZM55 246V245H54ZM76 246V245H75ZM53 247V246H52ZM83 247V245H82ZM105 247V245H104ZM3 248V247H2ZM21 250H22V247H20ZM75 248H78V247H75ZM18 249V248H17ZM25 249V248H24ZM63 248H61L62 250ZM7 250V249H6ZM21 250H18L16 251V248H14V250L12 251L11 253V257L13 259H15L16 257L19 256V251ZM76 250V249H74ZM79 250V249H78ZM81 250V249H80ZM79 250V251H80ZM23 251V250H22ZM77 251L78 255H76L77 258H81V255L80 252ZM82 251V250H81ZM113 251V250H112ZM65 252V251H64ZM68 252V251H67ZM84 251H82L83 253ZM121 252V251H120ZM33 253V252H32ZM22 254V253H21ZM68 255V253H67ZM122 255V254H121ZM71 256V254H70ZM73 256V255H72ZM75 256V255H74ZM123 256V255H122ZM121 256V257H122ZM75 257V258H76ZM95 257V256H94ZM238 257V256H237ZM19 258V257H18ZM68 258V257H66ZM82 258H84L82 256ZM29 259V258H28ZM61 259V258H60ZM70 259V257H69ZM69 259H66V260H69ZM77 260V259H75ZM64 261V260H63ZM80 261V260H79ZM65 262V261H64ZM78 262V260H77ZM60 263V262H59ZM67 263V262H66ZM71 263V262H69ZM80 264H82L81 262H79ZM234 263V262H233Z\"/></svg>",
	"mask_w": 264,
	"mask_h": 264
}]
</instances>
